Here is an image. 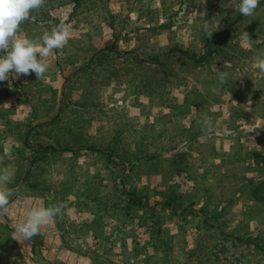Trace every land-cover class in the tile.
<instances>
[{
    "label": "rangeland",
    "instance_id": "obj_1",
    "mask_svg": "<svg viewBox=\"0 0 264 264\" xmlns=\"http://www.w3.org/2000/svg\"><path fill=\"white\" fill-rule=\"evenodd\" d=\"M60 24L42 78L0 81V264H264V0H44L17 35Z\"/></svg>",
    "mask_w": 264,
    "mask_h": 264
},
{
    "label": "clouds",
    "instance_id": "obj_2",
    "mask_svg": "<svg viewBox=\"0 0 264 264\" xmlns=\"http://www.w3.org/2000/svg\"><path fill=\"white\" fill-rule=\"evenodd\" d=\"M43 3L44 0H0V81L8 80L13 72L16 77L34 72L37 78H42L50 67L46 58L54 50L67 45L70 29L65 24L57 25L50 32H46L38 42L17 35L21 23L29 19L32 10L41 7ZM238 3L239 12L243 16H251L261 4V0H238ZM242 39L251 41L245 31ZM260 66L264 68V62H261ZM217 71L219 81L223 82L227 74ZM9 180V173L0 170V209L9 204L13 195L7 187ZM62 208V204L34 207L27 213L26 218L16 225L15 231L21 240H29L39 235L43 226L54 222Z\"/></svg>",
    "mask_w": 264,
    "mask_h": 264
},
{
    "label": "crops",
    "instance_id": "obj_3",
    "mask_svg": "<svg viewBox=\"0 0 264 264\" xmlns=\"http://www.w3.org/2000/svg\"><path fill=\"white\" fill-rule=\"evenodd\" d=\"M38 88H39V90H37L38 92H40L41 93V98L40 99H42L43 98V93H44V85H42V84H38ZM13 91H17V95H16V97L18 98V97H20V95H21V91L20 90H13ZM7 96H8V94H6L5 92H2V89H0V103L2 104H5V106H6V104L8 103V98H7ZM23 108H25V107H23ZM6 109V108H5ZM19 109H21V105H20V103H18V102H16V112L17 111H19ZM16 112H14V111H9V110H6V111H4V112H0L1 113V116H4L5 115V117H7V116H9V115H13L14 113H15V115H16ZM14 115V116H15ZM7 124H9V121H7Z\"/></svg>",
    "mask_w": 264,
    "mask_h": 264
}]
</instances>
